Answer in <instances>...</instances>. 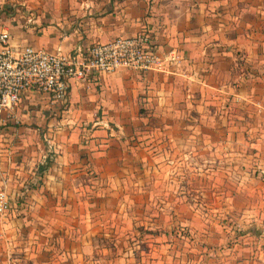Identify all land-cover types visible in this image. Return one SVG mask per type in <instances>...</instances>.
<instances>
[{"label":"crops","instance_id":"obj_1","mask_svg":"<svg viewBox=\"0 0 264 264\" xmlns=\"http://www.w3.org/2000/svg\"><path fill=\"white\" fill-rule=\"evenodd\" d=\"M242 1L0 0V19L15 45L73 52L77 46L145 28L162 58L158 69L121 68L70 79L67 101L59 107L36 91L23 95L15 114L24 124L9 119L0 125L1 165L13 195L17 193L7 215L0 216V264H31L27 259L50 264L47 240L79 241L74 226L63 230L65 223L76 225L84 215L80 193L90 189L80 183L86 163L75 143L79 130L74 112L88 118L106 113L122 121L118 125L124 139L110 137L108 159H132L128 138L136 136L140 160L150 153L155 161L167 154L173 169L184 167L188 177V168L192 173L223 170L229 153L237 191L250 195L263 190L257 173L264 157V31L253 35L247 28L254 19L236 20L264 17V5ZM54 112L65 115L57 129L62 150L44 158L28 124H43L42 114ZM254 200L236 206L251 208ZM258 203L264 209V199ZM255 214L264 218L262 211Z\"/></svg>","mask_w":264,"mask_h":264},{"label":"rangeland","instance_id":"obj_2","mask_svg":"<svg viewBox=\"0 0 264 264\" xmlns=\"http://www.w3.org/2000/svg\"><path fill=\"white\" fill-rule=\"evenodd\" d=\"M244 3L263 6L264 0L241 2ZM243 18L255 20L248 32L253 29V35L255 30L263 33L264 17L238 16L236 21L241 23ZM77 114L78 123L74 126L79 135L75 143L86 163L80 183L90 185V189L80 193L85 201L82 218L77 219L76 225L64 224V231L71 228L70 224L75 227L79 241L72 245L71 239L47 240L50 264H264V218L256 219L255 214L264 213L258 203L264 199V186L260 193L250 195L237 191L232 154L225 153L223 170L199 168L198 173H192L187 167L185 177L184 167L174 170L167 154L157 161L151 153L140 160L135 136L128 138L132 159H108L110 137L124 139L123 127L118 125L122 121L106 113L90 118L84 113H73ZM42 115L46 122L33 121L28 126L35 130L32 139L39 142L44 158L54 157L62 150L57 129L58 121L65 115ZM21 119L12 123L22 125ZM49 121L53 124L48 125ZM144 146L153 152L151 144ZM228 147L226 144L227 152ZM94 157L101 159L95 162ZM262 160L263 163L264 157ZM259 173L258 179L264 185V175ZM254 199L257 202L251 208L236 206V202L252 204Z\"/></svg>","mask_w":264,"mask_h":264},{"label":"built area","instance_id":"obj_3","mask_svg":"<svg viewBox=\"0 0 264 264\" xmlns=\"http://www.w3.org/2000/svg\"><path fill=\"white\" fill-rule=\"evenodd\" d=\"M151 42L150 33L141 28L130 35L77 46L73 52L48 50L29 43L15 45L10 42L9 30L0 19V125L9 119L18 121L15 109L28 91L44 95L51 106L59 107L67 101L70 79L85 80L121 68H160L162 58ZM1 156L0 150V216L5 217L17 193L13 195L10 189ZM259 171L264 175V162Z\"/></svg>","mask_w":264,"mask_h":264}]
</instances>
